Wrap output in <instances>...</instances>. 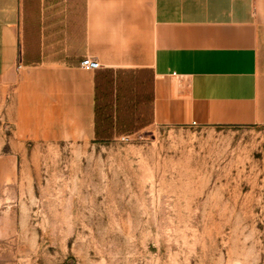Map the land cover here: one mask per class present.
<instances>
[{
	"label": "crops",
	"instance_id": "1",
	"mask_svg": "<svg viewBox=\"0 0 264 264\" xmlns=\"http://www.w3.org/2000/svg\"><path fill=\"white\" fill-rule=\"evenodd\" d=\"M193 124L264 127V0H0V149Z\"/></svg>",
	"mask_w": 264,
	"mask_h": 264
},
{
	"label": "rangeland",
	"instance_id": "2",
	"mask_svg": "<svg viewBox=\"0 0 264 264\" xmlns=\"http://www.w3.org/2000/svg\"><path fill=\"white\" fill-rule=\"evenodd\" d=\"M0 152V264H264L262 126Z\"/></svg>",
	"mask_w": 264,
	"mask_h": 264
},
{
	"label": "built area",
	"instance_id": "3",
	"mask_svg": "<svg viewBox=\"0 0 264 264\" xmlns=\"http://www.w3.org/2000/svg\"><path fill=\"white\" fill-rule=\"evenodd\" d=\"M81 67L87 71H93L99 68V63L91 58H85L81 63ZM193 127H195V124H193Z\"/></svg>",
	"mask_w": 264,
	"mask_h": 264
}]
</instances>
